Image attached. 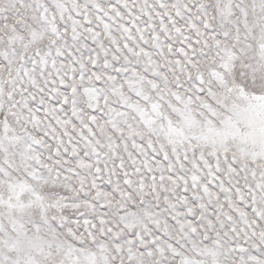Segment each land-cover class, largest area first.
<instances>
[{
  "label": "snow or ice",
  "instance_id": "obj_1",
  "mask_svg": "<svg viewBox=\"0 0 264 264\" xmlns=\"http://www.w3.org/2000/svg\"><path fill=\"white\" fill-rule=\"evenodd\" d=\"M0 264H264V0H0Z\"/></svg>",
  "mask_w": 264,
  "mask_h": 264
}]
</instances>
